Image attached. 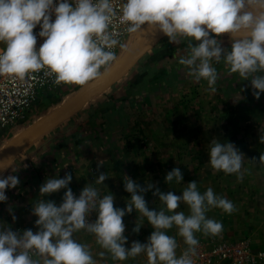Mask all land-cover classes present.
Wrapping results in <instances>:
<instances>
[{
    "label": "clouds",
    "instance_id": "obj_1",
    "mask_svg": "<svg viewBox=\"0 0 264 264\" xmlns=\"http://www.w3.org/2000/svg\"><path fill=\"white\" fill-rule=\"evenodd\" d=\"M117 17L121 24L128 25V33H137L147 25L163 32L169 42H175L177 37L188 38V55L178 63L195 81H207L212 91L219 78L213 62L223 59L232 73L250 80L256 99L264 93V0H125L119 8L115 0H0V75L24 80L35 79L34 74L42 72L41 83L51 79L54 85L85 86L111 69L118 58L114 51L117 45L127 47L116 38L114 30L110 31ZM37 25L41 28L39 37L45 38L38 49L33 31ZM225 33L230 34V51L219 39ZM260 142L264 144L262 134ZM208 148L213 174L222 171L243 180L247 171L245 154L234 143L213 139ZM13 159L8 156L0 160V169L11 168ZM259 161L264 163V153ZM101 165H97L98 171ZM108 177L106 172H100L95 184H104ZM72 179L67 172L64 178H48L40 186L41 196L67 191L59 206L48 199L33 204L38 231L20 232L0 225V264H96L90 246L74 238V233L82 229L93 234L105 250L99 255L110 254L113 261L145 253L147 264H196V234L219 236L223 232L222 221L207 213L219 208L231 215L238 210L211 186L201 192L195 180L187 183L182 195H176L161 191L152 182L141 186L125 175L124 187L131 193L125 209L114 206L113 194L101 196L98 188L88 184L79 197L75 196L69 187ZM183 180L179 167L165 176L168 185ZM18 184L16 175L0 177V202L8 200L6 189ZM154 188L153 195L163 205L158 211L149 209L144 195ZM181 204L188 206L187 214L177 211ZM133 209L139 213L133 232L139 233L145 221L140 217L146 218L155 230L147 243L133 241L127 248L123 217ZM93 212L98 216L90 222ZM173 227L187 245L179 256L178 241L168 234ZM259 256L264 259V252Z\"/></svg>",
    "mask_w": 264,
    "mask_h": 264
},
{
    "label": "rangeland",
    "instance_id": "obj_2",
    "mask_svg": "<svg viewBox=\"0 0 264 264\" xmlns=\"http://www.w3.org/2000/svg\"><path fill=\"white\" fill-rule=\"evenodd\" d=\"M79 86L75 84L63 86L52 94L44 95L41 92L25 118L0 130V151L23 129L72 99L77 94ZM198 87L196 96L192 97L194 112L192 116L188 115L189 106L181 108L183 110L180 111V117H173L170 121H166L168 127L165 128V134L161 133L160 126H158L159 131L155 127L157 120L150 117L144 119L147 123L150 122L153 130H150L149 135H145L143 141L139 142L142 143L143 150L138 147L137 150L131 149L127 154L124 151L111 153L112 158L110 159L115 161L113 165L107 169L100 168L99 171L93 168L95 176L106 171L109 177L104 184H95L96 177L89 179L88 176L83 184L71 189L73 192H80L87 184L94 186L100 190L101 196L113 194L115 207L126 209L131 193L125 190V175L141 186L146 187L148 182H152L161 191H172L176 195H182L187 183L195 180L201 192L211 186L217 194L231 200L238 209L231 215L219 208L209 211L207 213L209 217L222 221L223 232L219 236H205L197 233L199 243L211 246L218 243L246 242L253 248L264 251V163L259 161V156L264 153V144L260 142V135H264V118H260V115L256 116L253 111L252 114L244 116L245 114L241 111L244 107L243 100L247 101L251 99V96L254 97L245 94V88L238 91L239 88L235 87L214 86L215 91H212L210 88L206 90L207 88L202 85ZM250 89L252 88H246V90ZM213 139L222 143L232 142L245 154L244 168L247 171L242 181H238L235 174L225 175L222 171L213 174V169L209 164L208 148ZM17 156L13 160L18 158ZM130 157L134 159V165H130L127 161ZM253 157L256 159H252ZM24 159L30 161L28 158ZM14 162L11 168L5 169L0 174V177L16 175L20 180L16 188L6 189L8 200L0 202V225L11 227L14 231L22 232L32 229L36 232L38 227L35 221L38 217L32 214L33 204L41 199H48L55 201L59 206L63 198L54 200L50 198L52 194L48 198L42 196L32 198V191L39 187L42 176L39 175L41 178L38 181H33L34 173L31 175L30 171L19 169L18 163L16 165ZM175 167L181 169L184 180L179 184L173 181L168 185L165 182V176ZM154 191L155 188L144 195L149 209L158 211L163 205L159 197L153 195ZM10 207L12 213L9 212ZM177 211H184L187 214L188 206L181 204ZM13 215L16 217L15 220H13ZM97 216L96 212L91 213V222H94ZM138 216L139 213L133 209L131 214L123 217L126 225L124 235L128 237L125 244L127 248L131 247L133 241L147 243L148 237L155 230L146 218L140 217L145 221L139 233L133 232ZM168 234L176 237L179 245L177 255L179 256L187 245L183 238L177 235L175 227L168 230ZM74 238L90 246L96 264H147L145 253L125 261H113L110 254L101 257L99 253L105 250L96 243L95 236L86 230L82 229L74 233Z\"/></svg>",
    "mask_w": 264,
    "mask_h": 264
},
{
    "label": "crops",
    "instance_id": "obj_3",
    "mask_svg": "<svg viewBox=\"0 0 264 264\" xmlns=\"http://www.w3.org/2000/svg\"><path fill=\"white\" fill-rule=\"evenodd\" d=\"M148 27L144 25L130 39L126 49H121L117 55V60ZM187 39L177 37L175 42H169V38L162 35L124 77L107 89L96 92L80 111L36 136L18 154L13 161L16 165L18 163L19 169L28 170L31 175L34 173L33 181L42 176L41 184L32 191V198L41 196L40 186L48 178H64L65 173L70 172L73 179L69 187H76L83 184L88 176L89 179L94 178L93 170L99 163L103 169L113 165L115 161L110 159L111 153L124 151L127 154L138 147L143 150L139 142L153 130L150 122L144 119L157 120L155 127L159 131L160 126L161 133L165 134L166 121L180 117L181 108L189 106L188 115L192 116V97L196 96L198 86H205L206 90L209 86L205 80L195 81L188 74V69L178 63L181 57L188 55ZM219 39L230 51V36L222 35ZM213 63L219 74L215 87H235L239 88L238 91L245 88V94L253 95V89L246 90L252 88L250 80H243L238 73H232L223 59ZM243 106L244 116L253 111L256 116L264 118V93L259 99L251 96V99L243 100ZM127 161L130 165L135 164L131 157ZM66 191L61 189L52 193L50 198L62 199ZM49 195L42 197L48 198Z\"/></svg>",
    "mask_w": 264,
    "mask_h": 264
},
{
    "label": "built area",
    "instance_id": "obj_4",
    "mask_svg": "<svg viewBox=\"0 0 264 264\" xmlns=\"http://www.w3.org/2000/svg\"><path fill=\"white\" fill-rule=\"evenodd\" d=\"M125 0H115L117 8L122 6ZM59 3V0H56ZM53 21L55 14L52 15ZM128 25L121 24L117 17L113 21V27L110 31L116 32V38L122 44H127L130 39L137 33H128L126 28ZM40 26L33 30L37 35V49L43 43L45 38L39 37ZM3 47V45H0ZM118 55L121 48L117 45L114 49ZM35 79L26 78L19 80L17 78L0 75V130L4 129L25 118L27 113L33 108L36 100L40 97V93L52 94L67 84L54 85L51 79L41 83L40 80L43 73H36ZM73 85V84H72ZM75 196L79 197L81 191H74ZM89 221L91 222L90 216ZM264 252L260 249L253 248L246 242L238 244L218 243L208 246L199 243L197 256L194 258L196 264H264V259L259 253Z\"/></svg>",
    "mask_w": 264,
    "mask_h": 264
},
{
    "label": "water",
    "instance_id": "obj_5",
    "mask_svg": "<svg viewBox=\"0 0 264 264\" xmlns=\"http://www.w3.org/2000/svg\"><path fill=\"white\" fill-rule=\"evenodd\" d=\"M162 35L164 33L158 29L148 27L141 33V38L130 46L118 65L112 67L101 78L82 86L72 99L67 100L15 135L0 151V160H4L8 156L15 158L36 136L80 111L96 92L107 89L119 81L154 46ZM223 35L230 36L228 33ZM4 170L0 169V174Z\"/></svg>",
    "mask_w": 264,
    "mask_h": 264
},
{
    "label": "bare ground",
    "instance_id": "obj_6",
    "mask_svg": "<svg viewBox=\"0 0 264 264\" xmlns=\"http://www.w3.org/2000/svg\"><path fill=\"white\" fill-rule=\"evenodd\" d=\"M121 53V52H120ZM119 53V54H120ZM125 54H123V56H124ZM119 56V55H118ZM123 56L120 58V59H118L113 65H112V67H115L116 65H118L119 64V62L122 60V58H123Z\"/></svg>",
    "mask_w": 264,
    "mask_h": 264
}]
</instances>
